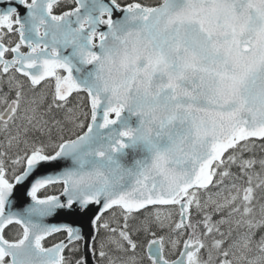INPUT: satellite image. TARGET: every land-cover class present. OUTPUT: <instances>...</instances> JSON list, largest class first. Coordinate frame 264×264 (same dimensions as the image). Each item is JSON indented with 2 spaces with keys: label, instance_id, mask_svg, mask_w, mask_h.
<instances>
[{
  "label": "snow or ice",
  "instance_id": "6c2138e0",
  "mask_svg": "<svg viewBox=\"0 0 264 264\" xmlns=\"http://www.w3.org/2000/svg\"><path fill=\"white\" fill-rule=\"evenodd\" d=\"M0 264H264V0H0Z\"/></svg>",
  "mask_w": 264,
  "mask_h": 264
},
{
  "label": "water",
  "instance_id": "95a60500",
  "mask_svg": "<svg viewBox=\"0 0 264 264\" xmlns=\"http://www.w3.org/2000/svg\"><path fill=\"white\" fill-rule=\"evenodd\" d=\"M53 222H56V221H53Z\"/></svg>",
  "mask_w": 264,
  "mask_h": 264
}]
</instances>
